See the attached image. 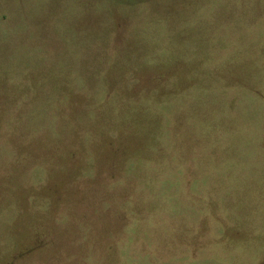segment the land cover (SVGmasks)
<instances>
[{"label":"rangeland","instance_id":"1","mask_svg":"<svg viewBox=\"0 0 264 264\" xmlns=\"http://www.w3.org/2000/svg\"><path fill=\"white\" fill-rule=\"evenodd\" d=\"M0 264H264V0H0Z\"/></svg>","mask_w":264,"mask_h":264}]
</instances>
